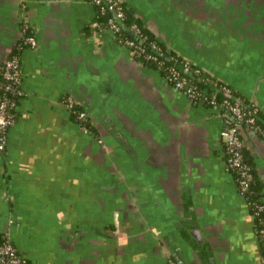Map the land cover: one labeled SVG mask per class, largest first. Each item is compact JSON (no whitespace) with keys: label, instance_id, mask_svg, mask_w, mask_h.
<instances>
[{"label":"crops","instance_id":"obj_1","mask_svg":"<svg viewBox=\"0 0 264 264\" xmlns=\"http://www.w3.org/2000/svg\"><path fill=\"white\" fill-rule=\"evenodd\" d=\"M124 3L257 104L264 126V0ZM97 17L90 0H0V65L27 33L38 42L20 52L26 95L0 160V233L28 264H264L257 221L225 169L218 107L189 100ZM243 133L264 199V138Z\"/></svg>","mask_w":264,"mask_h":264},{"label":"built area","instance_id":"obj_2","mask_svg":"<svg viewBox=\"0 0 264 264\" xmlns=\"http://www.w3.org/2000/svg\"><path fill=\"white\" fill-rule=\"evenodd\" d=\"M101 14H110L105 23L98 22L111 32L119 44L131 49L132 54H143L147 62H155L162 66L165 58L172 61L165 76L175 89L184 93L189 100L216 106L218 116L223 121L221 137L224 142L226 162L225 169L235 176L241 196L251 209L253 217L259 227V235L264 241V199L262 196L254 197L252 182L254 173L252 166L245 160L246 148L243 129L258 134L264 138V126L259 121L260 108L254 102L243 103L233 95L231 86L211 72L201 68L186 57L173 53L166 45L156 40H148L142 27L137 22L127 23V14L124 0H90ZM124 30L132 33L128 37ZM134 36V37H133ZM149 42L147 50L144 46ZM22 50L25 47L37 48L35 36L27 34L17 46ZM199 83L204 84L200 86ZM221 98L218 99V95ZM26 95L23 87V69L21 57L15 54L7 57L0 65V160L6 154L8 134L17 118L19 100ZM63 103L75 117L85 132L92 129L88 110L83 108L72 94L64 97ZM103 143L102 139H99ZM9 223H13L11 219ZM0 264H28L25 256L21 254L11 239L8 230L0 233ZM168 264H178L170 258Z\"/></svg>","mask_w":264,"mask_h":264},{"label":"trees","instance_id":"obj_3","mask_svg":"<svg viewBox=\"0 0 264 264\" xmlns=\"http://www.w3.org/2000/svg\"><path fill=\"white\" fill-rule=\"evenodd\" d=\"M97 11H98V17H97L98 21L101 22V23H105L107 16L110 15V14H101L99 12V8H97ZM126 14H127V23L128 24L132 23L134 20L130 18V16L128 15L127 11H126ZM136 22L142 27L143 33H145V34L148 35V37H149L148 40L149 41L150 40L151 41L152 40H156V36L149 29H147L146 27H144L138 20H136ZM124 32H125V34L128 37H132V33L130 31L124 30ZM158 42H159V44L164 45L159 40H158ZM144 46H146V48L148 50V48H149V42H145L144 43ZM20 52H21V50L18 49V47L16 46L15 48H13L12 53L9 55V57H11V56H13L15 54L20 55ZM173 53H174V51H173ZM134 55H135V57L143 60L144 62L149 63V64H152V65L158 67L164 76H166L168 74V68L172 64V61L171 60L165 58L164 61H163L162 66H159L155 62H147V61H145L143 54L135 53ZM199 85L200 86H204V84H201V83H199ZM220 98H221V94L218 95V99H220ZM73 116L76 119L75 114H73ZM244 156H245V160L252 166V164L250 163V161L246 157L245 150H244ZM252 169H253V166H252ZM253 173H254V179H253V182H252L253 196L254 197H259V196H261V193H260V184H259V182H258V180H257V178L255 176L254 169H253ZM173 259H174V257H173Z\"/></svg>","mask_w":264,"mask_h":264}]
</instances>
